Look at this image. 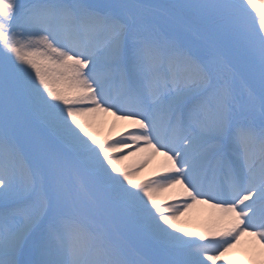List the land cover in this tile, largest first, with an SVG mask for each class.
Returning a JSON list of instances; mask_svg holds the SVG:
<instances>
[{"label": "snow or ice", "instance_id": "obj_1", "mask_svg": "<svg viewBox=\"0 0 264 264\" xmlns=\"http://www.w3.org/2000/svg\"><path fill=\"white\" fill-rule=\"evenodd\" d=\"M0 264H264V3L0 0Z\"/></svg>", "mask_w": 264, "mask_h": 264}, {"label": "bare ground", "instance_id": "obj_2", "mask_svg": "<svg viewBox=\"0 0 264 264\" xmlns=\"http://www.w3.org/2000/svg\"><path fill=\"white\" fill-rule=\"evenodd\" d=\"M106 115H108V117L105 119ZM85 119L91 124V130L96 134L97 139H104L105 137H107L108 133H113L112 135H115L116 131L121 130L127 125V122H116V128L113 130L112 125L114 117H112L110 114L105 113H97L95 114V116L86 117ZM109 120H111L110 124L108 123ZM140 155L142 154H137V156L135 157H129L128 160L122 161L121 166L133 165ZM163 160L164 157L157 154L144 169L140 170L135 178L139 180L140 178H144L149 174H152L159 168ZM175 191H177V189H169L165 192L157 194V199L166 197L163 200L158 199V201H165ZM214 212L215 210L209 208L207 205H195L192 209L188 210L185 216L181 217L180 223L182 226L189 230H200L207 222L210 221ZM245 244L246 241L242 240L241 245L238 246V249L233 250V253H229V256H233L235 252L240 248H243Z\"/></svg>", "mask_w": 264, "mask_h": 264}, {"label": "rangeland", "instance_id": "obj_3", "mask_svg": "<svg viewBox=\"0 0 264 264\" xmlns=\"http://www.w3.org/2000/svg\"><path fill=\"white\" fill-rule=\"evenodd\" d=\"M21 2H27V0H21ZM261 3H264V0H258V7L260 6ZM107 117H108V115L105 116V119H106ZM110 122H111V120L108 121L109 124H110ZM112 134H113V133H111V134L108 133L107 136L112 135ZM149 175H151V174H149ZM149 175H148V176H149ZM146 177H147V176H146ZM144 178H145V177H144ZM144 178H140L139 180H142V179H144ZM139 180H138V181H139ZM165 198H166V197H165ZM165 198H164V197H161V198H158V199H159V200H163V199H165ZM158 202H162V201H158Z\"/></svg>", "mask_w": 264, "mask_h": 264}]
</instances>
